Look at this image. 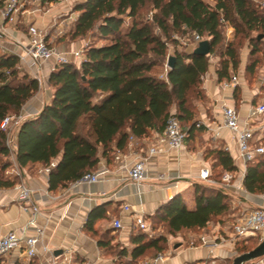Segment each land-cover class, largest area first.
<instances>
[{
    "label": "trees",
    "instance_id": "16d2710c",
    "mask_svg": "<svg viewBox=\"0 0 264 264\" xmlns=\"http://www.w3.org/2000/svg\"><path fill=\"white\" fill-rule=\"evenodd\" d=\"M25 1H37L44 8L60 0ZM3 2L0 0V9ZM213 2L83 0L74 5L77 18L58 44L79 42L88 36L104 44L87 45L79 66L62 64L49 74L50 102L17 128V166L39 165L44 169L55 162L48 173V191L67 188L96 171L100 159L109 163L117 153L126 152L131 139L140 143L151 132L161 133L173 110L186 140L201 141L197 103L205 102L200 85L208 72L209 58H218L215 73L220 82L230 81L237 72L244 46L249 49L244 77L251 79L264 65V10L252 0ZM225 26L234 31L232 41L225 39ZM194 34L208 41L209 55H195L198 44L187 51L190 45L185 47L178 41L177 36L187 35L194 43ZM168 57L174 59L171 69L166 66ZM38 90V81L20 68L17 55L0 54V122L7 116H18ZM260 91H264V77ZM233 99L239 102V87H235ZM6 142L7 134L0 129V189L14 188L18 181L7 174L12 163ZM204 158L210 162L214 180L220 182L224 173L237 172L233 159L222 148L206 149ZM242 186L249 194L264 195V156L246 164ZM194 204L190 210L176 195L160 205L148 221L152 232L159 226L163 232L150 235L136 231L130 236V251L112 245L110 231L99 234L95 230V224L106 219L107 204L94 207L83 228L115 264H137L166 251L168 237L197 234L216 222L231 228L236 218L222 187L195 183ZM258 243L255 237L241 239L236 241L235 250L243 254ZM128 254L130 260L126 261L123 258Z\"/></svg>",
    "mask_w": 264,
    "mask_h": 264
},
{
    "label": "crops",
    "instance_id": "0c3cea01",
    "mask_svg": "<svg viewBox=\"0 0 264 264\" xmlns=\"http://www.w3.org/2000/svg\"><path fill=\"white\" fill-rule=\"evenodd\" d=\"M33 5H37V1H34ZM38 7L41 9L40 6ZM39 9H37L38 12L36 10L29 15V11L22 7L15 23L5 22L0 18V54L11 53L19 58L24 56L22 47H25L28 42L27 30H23L25 21H29L30 24L34 22V26L42 28L44 23L54 19L57 14L59 17H66L67 14L62 12L70 10L68 5L62 1L50 4L44 13L39 12ZM77 15V13H72L68 19L74 21ZM49 36L51 40L62 37L58 34L57 29L49 33ZM57 43L56 41L54 48L58 50H73L81 46L80 41ZM217 62V57L211 56L209 58L208 72L200 85V90L205 95V102L197 103L196 121L198 126L203 128L201 141L199 138L193 141L187 140L185 146L180 150L164 149L162 153L150 157L146 156V148L154 142L157 134L151 132L148 138L138 141L143 146L134 147L129 143L126 152L117 153L111 162L108 163L105 159H100L97 169H105L108 173L102 175L97 183L76 182L67 188L49 192L48 174L44 173L43 168L39 165L19 168L15 162L16 148H14L12 155L9 156L12 166L7 174L17 178V184L23 182L32 189L31 203L37 206L40 212L35 221V227L42 230V236L37 245L36 257L29 260L23 259L18 257L16 252L12 256L22 259L24 264H49L52 255L57 257L58 262L64 258H70L73 262L92 261L96 264H115V259L104 250L99 249L96 240L84 231L83 226L89 212L96 206L107 204L106 219L98 221L95 224V230L99 234L110 231L114 237L112 245L118 244L130 251L133 248L130 243V236L139 229L133 226L132 217L127 216L122 207L124 205L131 206L138 215L144 218L148 225V217L152 216L160 205L176 195L183 198L188 209H194V184L200 182L198 180L200 171L210 168V162L204 158L205 146L213 149L222 148L229 153L237 167V172L233 173L237 181L244 167L238 157L237 145L233 135L222 127L221 109L223 106L234 107L239 114L241 126L248 124L247 126L254 131L250 143L251 147L264 145V114L251 117L253 109L259 104L256 99L264 97V94L260 93L258 88H249L245 84L243 74L246 57L240 56V65L237 74L235 73L237 75L236 86L226 85L230 81L220 82L217 80L215 73ZM20 68L34 78L27 66L20 64ZM52 71V63L43 64L40 73L42 84L38 92L22 107L19 114L20 123L36 117L44 105L50 102L52 91L48 84V77ZM235 87L240 89L238 103L233 99ZM172 114H174V110ZM16 132L17 129L13 133L14 143ZM150 138L152 139L150 140ZM140 157H146L147 178L141 185L136 186L130 181L127 169ZM14 170H17L21 177L15 176L12 173ZM224 189L232 199L231 194L240 193L239 207L236 206L235 211L239 209V212L243 209L264 210V195H252L247 193L245 189L237 190V182ZM29 219L30 213L25 212L17 200L16 186L11 189H0V239L12 231L21 233ZM115 221H120L122 226L120 229L114 228ZM227 228L218 222L208 224L206 228L197 234H193L195 237L198 236L196 238L198 245L186 249L180 247L184 241L181 236L171 237L172 254L169 257H163V260L156 264H201V261L206 259H210L214 263L221 261L224 264H230L237 255L236 240L233 242L230 238L217 246L201 245L199 242L202 236L211 241L214 236L225 232ZM25 234L34 236L35 228L27 229ZM225 237L227 236L225 235ZM46 248L51 253H47ZM58 252L60 253L56 255ZM154 258H146V260L151 261ZM123 259L130 260V255L128 254ZM251 264H257V260Z\"/></svg>",
    "mask_w": 264,
    "mask_h": 264
},
{
    "label": "built area",
    "instance_id": "2783aa9c",
    "mask_svg": "<svg viewBox=\"0 0 264 264\" xmlns=\"http://www.w3.org/2000/svg\"><path fill=\"white\" fill-rule=\"evenodd\" d=\"M21 0H4L3 7L0 9V18L9 23H15L18 19L22 5ZM260 9L264 10V0H253ZM66 24L63 23L57 25L58 34L64 35ZM28 42L25 47H22L24 56L19 58L20 64L27 66L34 75V78L39 83V88L42 84L41 70L43 64L46 62L52 63L53 70L55 67L62 64H74L79 66L84 60V49L87 43L77 47L73 50H58L51 48L46 41V35L42 33L35 26H30L27 29ZM193 41L197 45L202 39L198 35H193ZM237 78L233 76L230 83L226 85L236 86ZM222 127L228 130L234 137L237 145L238 157L243 163V172L239 176L237 181L235 180L233 173L226 172L221 176L220 187H229L234 182H237V190H244L242 181L245 173L246 164L253 161L257 157L264 156V145L251 147L250 143L253 139L254 131L248 127L241 126L240 117L234 107H222ZM264 114V104L256 106L251 117H257ZM20 119L18 116H7L0 122V129L7 134V146L12 155L15 144H14V130L20 125ZM186 133L182 130L178 120L171 114L167 121L164 130L161 133H157L153 143L149 144L146 148L145 154L150 157L159 153H162L164 149L169 150H180L185 146ZM136 142L135 139H131L130 143ZM146 157H140L135 161L128 169L127 174L130 181L138 186L141 185L147 178V171L145 166ZM55 167V162L51 163L49 167L44 168V173L48 174L50 169ZM12 173L19 177L20 173L16 170ZM108 171L102 168H98L92 173L85 174L77 183L94 184L100 180L102 175L107 174ZM21 177V176H20ZM198 180L208 185L217 186L218 182L215 181L209 169H202L198 175ZM17 200L21 204L22 209L25 212L30 213V219L21 233L10 232L0 239V263L12 256L13 253H17L18 257L23 259H32L37 256V245L40 237L42 236V230L35 227V221L40 215L37 206L31 203L33 191L27 187L23 182L16 185ZM123 212L132 217L133 226L139 230L149 233L150 227L145 222L141 215H138L131 206L124 205L122 207ZM114 228L120 229V221H115L113 224ZM29 228H35L34 236H27L25 231ZM225 235L227 237H225ZM228 235H230L228 237ZM256 237L260 241L264 239V210L263 209H243L238 213V216L233 220L231 228H227L225 232L219 233L214 236L211 241L207 240L205 236L200 237L199 242L201 245H212L217 246L219 243H224L226 240L232 238L234 242L241 239ZM193 247V245H191ZM47 253H51L49 249H45ZM52 255V254H51ZM15 258V257H13ZM57 257H51L49 264H96L92 261H81L73 262L70 258H64L60 262L57 261ZM14 260V259H13ZM163 260L161 254L157 255L153 260L147 264H156ZM257 264H264V257L257 260Z\"/></svg>",
    "mask_w": 264,
    "mask_h": 264
},
{
    "label": "rangeland",
    "instance_id": "374dc122",
    "mask_svg": "<svg viewBox=\"0 0 264 264\" xmlns=\"http://www.w3.org/2000/svg\"><path fill=\"white\" fill-rule=\"evenodd\" d=\"M63 2L65 5H68V9H70L69 11H65V12H62V13H65V14H67V16L66 17H59L58 16V14H57V16H54V19H52L51 21H47L46 23H44L43 25H42V28H39L38 26H35V27H38L39 28V30H41L42 31V33L44 34V35H46V33H48V35H46V41L48 42V44H49V46L51 47V48H54V46L56 45V41L57 42H59V40H63L64 39V35H62V37H60V38H54L53 40H51V38H50V36H49V33H52L55 29H57V25H60V24H62L63 25V23L64 24H66L67 26H65V31H68V29H69V27L71 26V22H72V20H69L68 19V17L70 16V14H72L73 13V11H72V9H73V7H74V5H76V4H78V3H81V2H83V0H60L59 1V3L60 2ZM206 3H208V4H210V5H213L214 4V2H213V0H204ZM33 2L34 1H25V0H21L20 1V4L22 5V7L23 8H25L26 10H28L29 11V15H31L33 12H35L37 9H39V5H38V3H37V5H33ZM252 2H253V0H252ZM254 4H256L255 2H253ZM41 8V7H40ZM47 11V7H44V8H41V9H39V12H41V13H44V12H46ZM37 12H38V10H37ZM149 17H150V15H149ZM24 21V20H23ZM25 24V26H23V30L24 31H26L30 26H34V22H32L31 24H30V22L28 21V22H24ZM54 25H56V26H54ZM50 31V32H49ZM232 32L234 33V31H233V29L231 28V27H229V26H225V28H224V35H225V39H226V41H232V39H233V36H232ZM177 38L179 39L178 41L182 44V45H185V47H186V45H190V47H188V49H187V51H190L192 48L194 49L196 46H195V43H191L190 41H188L189 39L188 38H190L191 39V36H185L184 38H180V37H178L177 36ZM81 42V45H83L84 43H87V45H89V44H93V45H96V46H98V45H102V44H104V42H101V41H98V40H96V39H92L91 37H86L85 39H83L82 41H80ZM194 42V41H193ZM58 44V43H57ZM60 44V43H59ZM171 53V52H170ZM240 56H243V58L244 57H246V62H247V60H248V54H249V49L247 48V46H244L241 50H240ZM263 61H264V59H263ZM237 74V73H236ZM236 74H234L235 75V77L237 76ZM233 75V76H234ZM263 77H264V65H261L260 67H259V69L257 70V73H256V75H253V77L251 78V79H248V78H246V77H244V74H243V78H244V81H245V84L249 87V88H253V87H255V88H258V90H259V92L260 93H262V94H264V91H260V86H261V84L263 83ZM256 102H258L259 104L258 105H261V104H264V97H261L260 99H256ZM152 138H150V140H151ZM187 141V140H186ZM132 145L134 146V147H141V146H143L142 144H141V142L140 143H137V141L136 142H133L132 143ZM209 148H211V147H209V146H205V150L206 149H209ZM209 170H210V172H211V174H212V170H211V165H210V168H209ZM215 180L218 182V184H217V187H220V184H219V179H217V178H215ZM232 196H233V199L232 198H230V200H231V207L234 209L236 206H238V203H239V197H240V193H233V194H231ZM233 202H236V203H234L233 204ZM239 207V206H238ZM240 210V209H239ZM239 210H237V211H235V216L237 217L238 216V213H239ZM149 227L151 228V225H150V223H149ZM163 232V229L162 228H160V226L158 227V228H156V230L155 231H150L149 233H150V235H154V234H160V233H162ZM198 236H194L193 234H187V235H184V237H183V239H184V241L182 242V244H180V247L181 248H183V249H186V248H189V247H191V245H193V246H196L197 245V242H196V238H197ZM256 238V237H255ZM172 238L171 237H168V241H167V250L166 251H164L163 253H161V255L163 256V257H169L172 253L171 252H173V249H172V246H171V243H172V240H171ZM174 240V239H173ZM170 241V242H169ZM240 241V240H239ZM168 242H169V244H168ZM259 242H260V240H259ZM236 256H238V255H241V254H239L237 251H236ZM152 254L149 256V257H146V258H151L152 259ZM155 257V256H154ZM153 257V258H154ZM146 258H143V259H141L140 261H138V263L137 264H139L140 262L142 263V264H147V263H149L150 261H148V260H146ZM14 259V260H13ZM202 263L201 264H224L223 262H221V261H218L217 263H214L212 260H210V259H206V260H204V261H201ZM232 263V261L230 262V264ZM252 262H249V263H247V264H251ZM1 264V263H0ZM2 264H24V261L22 260V259H17V258H13V257H11V256H8V258L6 259V260H4L3 262H2Z\"/></svg>",
    "mask_w": 264,
    "mask_h": 264
},
{
    "label": "water",
    "instance_id": "95a60500",
    "mask_svg": "<svg viewBox=\"0 0 264 264\" xmlns=\"http://www.w3.org/2000/svg\"><path fill=\"white\" fill-rule=\"evenodd\" d=\"M193 53L198 56H206L210 53V46L208 41H200L197 47L194 49ZM174 59L173 57H168L167 68L171 69L173 67ZM60 252L56 253L59 254ZM264 257V239L258 243L256 247L252 250L245 252L241 255L236 256L231 264H247Z\"/></svg>",
    "mask_w": 264,
    "mask_h": 264
}]
</instances>
